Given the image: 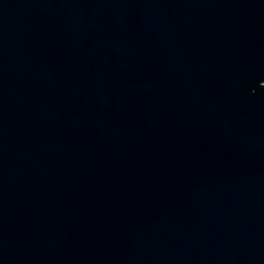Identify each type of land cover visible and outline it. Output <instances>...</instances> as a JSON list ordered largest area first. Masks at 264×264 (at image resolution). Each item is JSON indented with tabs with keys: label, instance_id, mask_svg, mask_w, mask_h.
I'll return each instance as SVG.
<instances>
[{
	"label": "water",
	"instance_id": "95a60500",
	"mask_svg": "<svg viewBox=\"0 0 264 264\" xmlns=\"http://www.w3.org/2000/svg\"><path fill=\"white\" fill-rule=\"evenodd\" d=\"M0 264H264V0H0Z\"/></svg>",
	"mask_w": 264,
	"mask_h": 264
}]
</instances>
